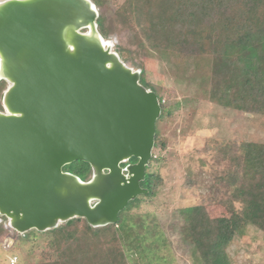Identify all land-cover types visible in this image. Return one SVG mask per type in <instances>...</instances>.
<instances>
[{"label": "water", "instance_id": "obj_1", "mask_svg": "<svg viewBox=\"0 0 264 264\" xmlns=\"http://www.w3.org/2000/svg\"><path fill=\"white\" fill-rule=\"evenodd\" d=\"M97 18L90 0H0V217L18 234L114 225L147 193L160 105ZM74 162L89 179L63 171Z\"/></svg>", "mask_w": 264, "mask_h": 264}, {"label": "rangeland", "instance_id": "obj_2", "mask_svg": "<svg viewBox=\"0 0 264 264\" xmlns=\"http://www.w3.org/2000/svg\"><path fill=\"white\" fill-rule=\"evenodd\" d=\"M123 1L105 0L100 7L95 6L106 30L105 37L100 36L110 43V50L122 63L142 72L145 81L157 87L167 109L157 123L165 150L152 149L151 154L158 159L148 164L149 171L159 178L155 196L144 199L138 207L124 209L127 226L142 223L137 230V254L123 248L126 263L200 264L184 236L181 211L203 205L210 218L237 215L241 205L231 198L234 184L220 180L228 168L225 153L233 150L238 154L244 142L264 144V116L228 108L216 101L215 91L231 82H227V75L232 72L218 67L219 59L200 56L179 61L176 55L143 49L141 36L115 13ZM7 87L6 82L0 81V111ZM89 178L90 175L84 177ZM45 232L18 234L8 228L2 217L0 264H8L12 256L17 257L16 264L55 261L56 253ZM225 253L230 264H264V233L252 226L240 229L225 246Z\"/></svg>", "mask_w": 264, "mask_h": 264}, {"label": "trees", "instance_id": "obj_3", "mask_svg": "<svg viewBox=\"0 0 264 264\" xmlns=\"http://www.w3.org/2000/svg\"><path fill=\"white\" fill-rule=\"evenodd\" d=\"M104 1L92 0L96 7ZM115 13L141 36L143 49L176 55L179 61L200 56L219 59L222 63L218 67L232 72H227V82H231L215 91L216 101L228 108L264 116V0H124ZM96 25L105 37L101 16ZM139 83L158 99L160 115L155 124L153 150L164 151L166 145L157 123L167 109L157 87L146 82L142 72ZM225 154L228 168L220 180L234 184L231 198L240 203L241 210L228 218H210L203 205L181 211L184 236L200 264H230L225 246L246 226L264 233V144L244 142L238 154L233 150ZM157 159L153 153L149 164ZM135 162L133 158L128 161ZM149 167L140 183L147 193L130 201L127 209L155 196L159 178ZM63 171L82 181L90 175L89 166L83 162L66 165ZM124 213L125 210L119 213L114 225L93 229L83 219H72L46 231L57 259L40 264H127L123 248L137 254V230L142 223L127 226Z\"/></svg>", "mask_w": 264, "mask_h": 264}, {"label": "built area", "instance_id": "obj_4", "mask_svg": "<svg viewBox=\"0 0 264 264\" xmlns=\"http://www.w3.org/2000/svg\"><path fill=\"white\" fill-rule=\"evenodd\" d=\"M16 263H17V257L12 256L8 264H16Z\"/></svg>", "mask_w": 264, "mask_h": 264}, {"label": "flooded vegetation", "instance_id": "obj_5", "mask_svg": "<svg viewBox=\"0 0 264 264\" xmlns=\"http://www.w3.org/2000/svg\"><path fill=\"white\" fill-rule=\"evenodd\" d=\"M126 164H130V163L127 162V163H125V165H126ZM125 165H124V166H125ZM0 223H2V217L0 218Z\"/></svg>", "mask_w": 264, "mask_h": 264}]
</instances>
